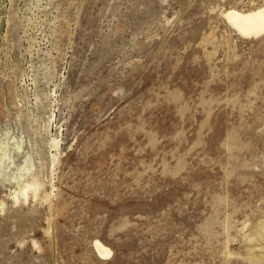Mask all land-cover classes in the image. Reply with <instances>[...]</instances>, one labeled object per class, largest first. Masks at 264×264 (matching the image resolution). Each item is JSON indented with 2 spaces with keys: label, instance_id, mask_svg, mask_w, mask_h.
<instances>
[{
  "label": "rangeland",
  "instance_id": "374dc122",
  "mask_svg": "<svg viewBox=\"0 0 264 264\" xmlns=\"http://www.w3.org/2000/svg\"><path fill=\"white\" fill-rule=\"evenodd\" d=\"M263 2L0 0V264H259Z\"/></svg>",
  "mask_w": 264,
  "mask_h": 264
},
{
  "label": "bare ground",
  "instance_id": "6f19581e",
  "mask_svg": "<svg viewBox=\"0 0 264 264\" xmlns=\"http://www.w3.org/2000/svg\"><path fill=\"white\" fill-rule=\"evenodd\" d=\"M223 15L225 16L229 24L242 36L256 37L264 33V2L249 9H238L236 7H229L223 11ZM41 186V182L37 178L32 176L31 179H28L24 183L19 184L18 191L20 194H22V196L24 195V197L28 195L36 197L40 195L41 192H43L41 190L43 189L41 188ZM248 241L260 243L259 252H253V247L250 246L249 258L252 259V261H255L256 263L263 264L264 221L259 222L257 231L249 234ZM94 245L101 255H109L111 253V249L105 244H103L100 240H95Z\"/></svg>",
  "mask_w": 264,
  "mask_h": 264
}]
</instances>
